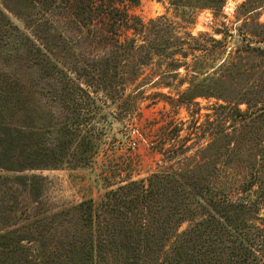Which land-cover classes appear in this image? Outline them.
<instances>
[{
  "label": "trees",
  "instance_id": "1",
  "mask_svg": "<svg viewBox=\"0 0 264 264\" xmlns=\"http://www.w3.org/2000/svg\"><path fill=\"white\" fill-rule=\"evenodd\" d=\"M139 2L1 1L0 171L15 177L0 174V185L16 181L31 201L21 206L9 186L6 193L0 189V264H264L263 224L254 222L264 195L256 201L213 195L200 176L155 173L108 191L101 203L49 209L48 179L37 172L91 167L110 118L99 87L79 80L139 75L140 66L129 65L143 49L135 36L144 27L132 14ZM72 44L83 57L73 72L54 61ZM9 61L41 67L48 86L25 81L5 66ZM260 182L249 180L242 193Z\"/></svg>",
  "mask_w": 264,
  "mask_h": 264
},
{
  "label": "rangeland",
  "instance_id": "2",
  "mask_svg": "<svg viewBox=\"0 0 264 264\" xmlns=\"http://www.w3.org/2000/svg\"><path fill=\"white\" fill-rule=\"evenodd\" d=\"M132 14L144 27L135 36L141 55L129 61L140 66L139 75L79 80H93L92 90L99 87L110 118L91 167L37 172L48 179L50 211L88 199L98 204L110 190L170 172L204 178L213 195L261 199V182L251 192L242 193V187L254 178L264 181V171H258L264 169V0H140ZM164 46L165 53H154ZM81 50L72 44L56 52L54 61L70 70L83 59ZM141 59L146 64L140 65ZM5 66L40 88L48 86L41 67L14 61ZM130 141H136L134 150ZM15 183L0 189L6 193L10 187L25 206L30 195ZM259 210L254 222L264 229L263 203Z\"/></svg>",
  "mask_w": 264,
  "mask_h": 264
},
{
  "label": "built area",
  "instance_id": "3",
  "mask_svg": "<svg viewBox=\"0 0 264 264\" xmlns=\"http://www.w3.org/2000/svg\"><path fill=\"white\" fill-rule=\"evenodd\" d=\"M136 141H130L129 143H128V147H129V149H132V150H134L135 148H136Z\"/></svg>",
  "mask_w": 264,
  "mask_h": 264
}]
</instances>
